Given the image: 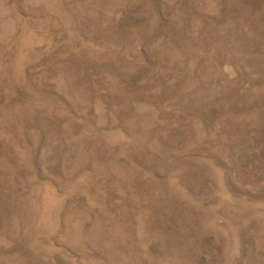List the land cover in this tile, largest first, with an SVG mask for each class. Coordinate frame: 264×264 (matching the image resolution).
Returning a JSON list of instances; mask_svg holds the SVG:
<instances>
[{"label":"rangeland","instance_id":"374dc122","mask_svg":"<svg viewBox=\"0 0 264 264\" xmlns=\"http://www.w3.org/2000/svg\"><path fill=\"white\" fill-rule=\"evenodd\" d=\"M0 264H264V0H0Z\"/></svg>","mask_w":264,"mask_h":264}]
</instances>
